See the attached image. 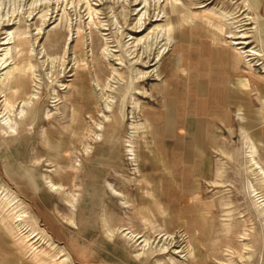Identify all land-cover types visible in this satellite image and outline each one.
I'll use <instances>...</instances> for the list:
<instances>
[{"label":"rangeland","instance_id":"1","mask_svg":"<svg viewBox=\"0 0 264 264\" xmlns=\"http://www.w3.org/2000/svg\"><path fill=\"white\" fill-rule=\"evenodd\" d=\"M0 264H264V0H0Z\"/></svg>","mask_w":264,"mask_h":264},{"label":"crops","instance_id":"2","mask_svg":"<svg viewBox=\"0 0 264 264\" xmlns=\"http://www.w3.org/2000/svg\"><path fill=\"white\" fill-rule=\"evenodd\" d=\"M204 87L205 86H204L203 81L201 80L198 81L196 85V92L201 93L202 91H204ZM175 88H172L171 90H169L170 92L164 96V104H163L164 112H163V115L160 121L161 123L160 125L161 135L160 136L162 137V141L164 140L167 141L166 138H173V141H172L173 147L184 148V154H186L185 158L187 159V149L188 148L190 149V147L187 146V142L184 140V138H186V135L188 133L194 134L196 137L195 142L200 143L204 139V134L206 132V126H205L203 117L196 115L195 117L193 116L194 119L192 120L190 116L188 117V114L186 116L185 114L183 115L184 109L186 107L188 108V106L190 105L186 103L187 105L186 104L181 105V110L178 108L179 104H177L175 94L176 92H179V91ZM218 90L221 91V94L219 96L216 93ZM239 96L240 95L238 94L237 86H233V85L225 86V87L218 86V87H214L213 90L211 91V95L207 97V104L209 105L211 103L218 102V104L220 103V104H226V105H235L238 98H240ZM204 104L205 102H203V105ZM203 105L201 109H203V107L206 104L204 106ZM178 109L180 110V112L178 111ZM211 113L219 114L215 111ZM177 125L182 130V133L181 132L177 133L176 131ZM183 141L185 142L184 145L182 144Z\"/></svg>","mask_w":264,"mask_h":264}]
</instances>
